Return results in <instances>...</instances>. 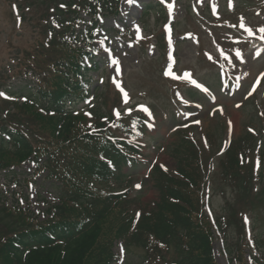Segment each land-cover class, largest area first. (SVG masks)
Here are the masks:
<instances>
[{
    "label": "rangeland",
    "instance_id": "obj_1",
    "mask_svg": "<svg viewBox=\"0 0 264 264\" xmlns=\"http://www.w3.org/2000/svg\"><path fill=\"white\" fill-rule=\"evenodd\" d=\"M29 1L30 0H0V93L3 94L0 95V126L8 125L9 123L16 124L21 126V128H23V130L31 138L41 141L43 139V135L36 131L37 126L34 127V125H36L38 122L26 116L24 114L25 109L19 110L17 106L12 109L13 103L11 102L14 101L5 99V95L2 91L5 86L14 88L21 86L22 82L27 81L25 79L32 78V80L35 81V83L33 82L34 85L41 79V77L38 79L35 78V76L32 74H30L28 78H23L24 75L20 76L22 68L26 67V64L29 63L25 62L24 60V51L29 49L30 53L33 54V50L36 49L37 46H39L41 43L46 44L49 41L46 32L43 31L38 22L34 19L35 17L38 19V16H42L44 14L45 18H47L48 13H40V9L37 8V2L41 3L40 0H36L34 2L32 1V6H30ZM215 1L221 7V19L219 20H216V17L211 14L212 11L203 10L200 15H195L192 13L191 7L188 8V3H190V0H177L176 2L179 4V6L178 10L176 11L178 20V23L176 24V30L177 40L180 42L177 52L179 58V68L194 69L199 77H201L207 84H211L216 90H218V68L213 66V61L227 59L228 51H225V48L228 45L226 42L227 37L237 33L235 24L242 17L246 18L250 24H264V13H262L260 17H257V14L254 11L258 6L257 1L262 3L264 0H257L255 1L256 3H249V0L248 2H245L244 0H238V3L235 2L234 5V8L237 7L235 12L228 10V1ZM141 2L147 3L149 1L133 0L132 3H129L128 0H126L123 3V16L116 21H114L113 18L106 19V27L108 29L114 27L119 29L130 27L132 30H135L134 34L141 38L143 30H141L139 24L136 22V20L139 19L141 24L144 26L145 32L147 33V35L145 34L146 37L150 40L153 38L151 42L154 43L155 39H158L162 36L161 25L164 21L162 20L157 22L156 15L154 14L141 19L140 17L142 7H139ZM205 4L206 2L204 1L200 8L202 9ZM28 6L31 7V10L28 8ZM44 7L49 8V5H44ZM185 8L188 9L189 13L185 12ZM172 9L173 5L171 7V10ZM20 12L23 16V22L18 20L20 17ZM129 17H131L134 22L127 20ZM247 29H250V25L243 23V25L239 26V30L242 31L243 34L250 35L252 31L249 33ZM182 35H189L192 37V39L189 38V41H184L182 40ZM113 43L114 51L111 52L110 48L108 49V52L104 51V53L108 54L109 58L113 61V66H110L108 69V75H112L114 79H117V69L122 70V73L118 74V83L125 84L126 82L127 86L131 89L133 95L135 96L136 102L145 101L146 103L152 105V107L157 111V114H159L158 121H163L164 123L159 130V134L154 137L153 140H151V143L152 145H161L168 149L172 144H174L176 139L175 137L172 138V136L168 138V133L166 130L173 124L172 119L173 117H176L177 109L175 108V104L172 100L175 95L173 85L161 77L160 70L158 69L159 66L162 65L163 67L165 64V62H162L163 58L150 61L149 57L147 59H144L143 57L140 60L137 57V51L133 48V44L130 40L129 42L122 41L118 43L115 39L113 40ZM161 46H163L162 43ZM218 49H222L225 52H219ZM104 50H107V48H104ZM250 50L251 48L249 51ZM151 56L158 57V51L155 50V54ZM255 60V58L252 60L249 58L248 64L243 70V75L247 84H250V81H255L256 78L259 77H257V75L260 72V69L264 66V58L258 62H255ZM95 76H97V74ZM27 82L32 84V81ZM27 82L23 84L26 85ZM119 84L116 83V85ZM102 90L103 88H101L99 93ZM258 96L259 99H264L263 87L260 90ZM104 98L106 100L104 108L109 111L115 102V97L110 89L105 92ZM247 103H249V106L245 110H235L231 109L233 106V101L226 99L223 101V104L226 106L224 116L211 119L205 112L199 116L203 122L199 126V130L197 132L200 135H206L207 133L217 135V140L216 138L214 139L215 142L211 153L207 151L206 153H203L202 157L205 160L210 161V163L213 162L211 156L216 151L215 143L218 144L219 148L223 135L225 138L227 132L230 131V129L234 133L233 139L237 140L245 131V127L248 123L255 124L256 117H254L253 103L251 101H247ZM43 120L48 121V119L45 118H43ZM81 120L85 121L88 119L82 118ZM227 120L230 122L228 126L226 122ZM182 122L183 121L181 118L178 123ZM89 126L91 125L89 124ZM147 152L152 158L158 156L159 162L161 164H164V166L170 167L172 170H174L175 165L167 153H159V155H157L150 148L147 149ZM7 160H11V158H4L2 167L7 168L15 165L14 163L11 164V161ZM29 168L30 167L28 166L26 167L27 170H29ZM214 172L216 175H218V169H215ZM42 182L43 178H41L31 188L27 189V192L25 188L20 189L18 186H16L17 188H14L15 186L13 182L11 183L9 179L4 180L2 178L0 182V194L5 196L4 193H13V195L18 194V197H20V192L23 190L29 198V203L26 202L25 208H27L28 204H30L31 209H33V213L35 215H39V208H41L40 193H44V196L47 198H52L50 195L52 194V190L48 188L42 190ZM218 188V185H216L214 189L215 196L212 199V203L215 210L214 212H216V215L220 217L225 210V201L218 194ZM227 193L229 194L230 190H227ZM234 195L235 193L231 197H234ZM158 200V193L151 191L141 201L143 203H152ZM246 200L247 198L245 199L244 194L241 193L238 198L239 202H234L230 209L227 207V210L223 215H225V217L228 216L231 220V223H236V213L238 208L235 207L238 206V203L241 204V202ZM3 201L4 200L1 199L0 202ZM248 206L251 209V211L248 213L249 232L251 237L262 238L264 245V190L261 197L252 195L250 201H248ZM1 210L2 209L0 208V247L3 246L8 234L12 232L13 227V218L9 220L5 213ZM119 219L120 216L113 214L103 222V243L107 244L106 249H110V251L113 250L114 261L116 258H118V264H143L145 256L142 249L133 247L131 250H128L127 256L124 254V249L120 244L121 240H118L119 235H116L115 231V222H117ZM120 234H123V231H120ZM213 234L214 238H216L218 235V239L214 245L215 255L218 263L235 264L232 262V255L230 254V249L232 248L229 247V242L233 246H237L238 243L247 237L239 235L235 225H232L231 228L228 229L226 235L227 238L223 234L219 235L216 228ZM108 244H112L110 246L112 248H110ZM96 249L97 246L92 251V255H88L86 259H84L83 264H96V260L94 259V253ZM36 261L37 264H41L43 258H37ZM49 261L50 264H66L62 251L56 252V254H54L52 257L50 256ZM161 264H163V262Z\"/></svg>",
    "mask_w": 264,
    "mask_h": 264
},
{
    "label": "trees",
    "instance_id": "obj_2",
    "mask_svg": "<svg viewBox=\"0 0 264 264\" xmlns=\"http://www.w3.org/2000/svg\"><path fill=\"white\" fill-rule=\"evenodd\" d=\"M49 3H54L55 5H63L65 10H62L61 13L67 12V7L72 8L75 3L69 0H48ZM110 0H84V2L88 3L89 9L94 13L98 12V7L102 10L108 9V11L112 12L115 8H111L109 6ZM95 2V4H94ZM65 16H57V22L61 23L64 21ZM39 48V47H38ZM40 51L37 50L35 53L27 54L28 60L31 63H38L40 57ZM72 62L77 63V58L73 57ZM71 58H69L67 67L72 65ZM79 63V62H78ZM71 68V67H70ZM73 73V72H72ZM71 73V74H72ZM72 75L64 76V83L61 86L57 79H54L53 84L47 83V90L55 89L57 92H50L45 96L43 90L41 89V97L44 99L39 100L38 108L53 111L54 114L59 115L61 111L57 108V97L63 94V86H66V83L69 82ZM60 85V86H59ZM26 112V110H25ZM27 112L31 113L34 117L43 119L44 117L36 112H32L29 108H27ZM60 116V115H59ZM69 118L66 122L63 120H59V124L56 118L48 119L49 128H44L49 135H52L54 139L57 140V147L63 148L68 157L73 161L74 164L80 166L83 169H79L80 171L90 174L89 172L92 170L91 168H85L84 162L88 159L93 158V154L95 153V144H92L91 140L85 137L80 145L77 143V133L74 130L72 124V117ZM43 129V128H42ZM12 136L11 142L15 143V153L9 151V142L2 143L1 154L7 155L8 153H13L14 155L8 154L9 157L16 159L17 161H25L31 158L33 155H38L41 158H46V166L48 164H53L57 161V158L54 157L49 150H47L43 154V150L39 149V145L34 146L25 138L19 136L18 134H13L10 132ZM43 154V155H42ZM231 163L237 167H239V163L234 161L236 158V152L233 151L230 155ZM74 166V165H73ZM75 167V166H74ZM76 168V167H75ZM77 170V168H76ZM60 175L64 181V184L68 191L74 192L76 190L75 181L72 177L65 172H60ZM67 190L64 187V196L61 198L62 200L68 199L69 195L67 194ZM171 196L177 197V199L181 200L184 198L179 197V193L175 190H171ZM67 197V198H66ZM78 198H83V196H73ZM76 199V198H74ZM176 205V204H174ZM165 207L162 212L159 214L155 213L153 217L147 220V229L149 231L157 233L161 238H165L166 236L173 235L180 227L186 225L189 222V218L184 208L176 205L172 206L169 202L165 203ZM59 218L62 219L63 228L53 226L52 229V237L56 240H59L64 246V260L66 264H83L84 259L88 255H92L91 251L94 247L97 246L98 239L102 233V227L99 224H90L86 230H84L80 234L70 233L72 229L69 227H65L66 223V214L59 215ZM27 225H26V223ZM23 220V224L20 229L13 232L8 236V242L0 247V264H37V258H43L41 264H50L49 258L52 257L56 252L60 251L61 246L51 247L53 242L50 236H46L45 234L35 235L33 230H30L28 227V222L25 219ZM183 224V225H182ZM184 228V227H183ZM67 230V231H66ZM68 232V234H67ZM11 236V237H10ZM10 237V238H9ZM104 260V256L100 261H96V264H101ZM187 264H212V257L210 255V245L208 241L204 242V253L200 255V257H195L190 263Z\"/></svg>",
    "mask_w": 264,
    "mask_h": 264
},
{
    "label": "snow or ice",
    "instance_id": "obj_3",
    "mask_svg": "<svg viewBox=\"0 0 264 264\" xmlns=\"http://www.w3.org/2000/svg\"><path fill=\"white\" fill-rule=\"evenodd\" d=\"M128 2L129 3H132L133 2V0H128ZM201 2H203V0H201ZM247 31L249 32V33H251V29H247ZM260 31L261 32H264V28H262V29H260ZM262 38H264V37H262ZM237 56H240V53H239V51L237 52ZM262 75V77H264V74H261ZM189 78H190V76H189ZM191 83H193V84H195L197 87H203L202 85H199L195 80H191ZM253 90H255V89H253ZM123 91V90H122ZM204 91H207V89H204ZM0 95H3L2 93H0ZM125 102H127V94L125 93ZM131 109H129L128 110V113L130 114L131 113ZM144 111H148L146 108H144ZM116 116L119 118V116H120V113H119V111L117 110L116 111Z\"/></svg>",
    "mask_w": 264,
    "mask_h": 264
}]
</instances>
